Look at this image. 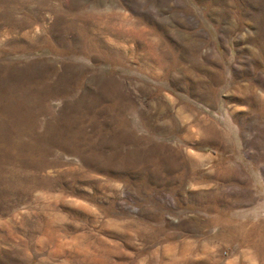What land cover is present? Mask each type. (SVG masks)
<instances>
[{
    "label": "rangeland",
    "instance_id": "1",
    "mask_svg": "<svg viewBox=\"0 0 264 264\" xmlns=\"http://www.w3.org/2000/svg\"><path fill=\"white\" fill-rule=\"evenodd\" d=\"M0 264H264V0H0Z\"/></svg>",
    "mask_w": 264,
    "mask_h": 264
}]
</instances>
